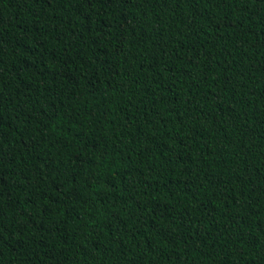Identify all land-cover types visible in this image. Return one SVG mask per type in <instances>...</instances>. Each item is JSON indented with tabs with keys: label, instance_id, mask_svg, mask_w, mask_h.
I'll return each instance as SVG.
<instances>
[{
	"label": "trees",
	"instance_id": "16d2710c",
	"mask_svg": "<svg viewBox=\"0 0 264 264\" xmlns=\"http://www.w3.org/2000/svg\"><path fill=\"white\" fill-rule=\"evenodd\" d=\"M0 264H264V0H0Z\"/></svg>",
	"mask_w": 264,
	"mask_h": 264
}]
</instances>
